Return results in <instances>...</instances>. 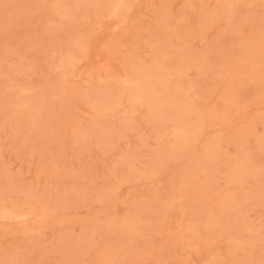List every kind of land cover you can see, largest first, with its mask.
I'll list each match as a JSON object with an SVG mask.
<instances>
[{
	"label": "rangeland",
	"instance_id": "1",
	"mask_svg": "<svg viewBox=\"0 0 264 264\" xmlns=\"http://www.w3.org/2000/svg\"><path fill=\"white\" fill-rule=\"evenodd\" d=\"M0 264H264V0H0Z\"/></svg>",
	"mask_w": 264,
	"mask_h": 264
}]
</instances>
